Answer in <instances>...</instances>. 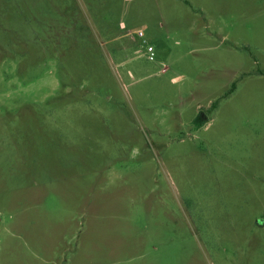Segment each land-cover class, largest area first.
I'll list each match as a JSON object with an SVG mask.
<instances>
[{"label":"rangeland","instance_id":"374dc122","mask_svg":"<svg viewBox=\"0 0 264 264\" xmlns=\"http://www.w3.org/2000/svg\"><path fill=\"white\" fill-rule=\"evenodd\" d=\"M0 264H264V0H0Z\"/></svg>","mask_w":264,"mask_h":264},{"label":"built area","instance_id":"2783aa9c","mask_svg":"<svg viewBox=\"0 0 264 264\" xmlns=\"http://www.w3.org/2000/svg\"><path fill=\"white\" fill-rule=\"evenodd\" d=\"M147 52L149 53L148 59L150 61H152L153 60V49H152V47H148Z\"/></svg>","mask_w":264,"mask_h":264},{"label":"trees","instance_id":"16d2710c","mask_svg":"<svg viewBox=\"0 0 264 264\" xmlns=\"http://www.w3.org/2000/svg\"><path fill=\"white\" fill-rule=\"evenodd\" d=\"M204 118V117H203ZM204 119H202V121H200V125H203L205 122L203 121Z\"/></svg>","mask_w":264,"mask_h":264}]
</instances>
